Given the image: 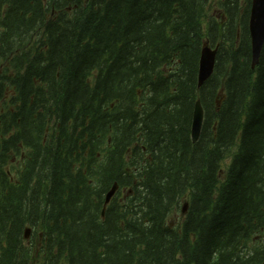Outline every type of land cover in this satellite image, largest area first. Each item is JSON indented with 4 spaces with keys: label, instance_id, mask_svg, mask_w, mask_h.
<instances>
[{
    "label": "trees",
    "instance_id": "1",
    "mask_svg": "<svg viewBox=\"0 0 264 264\" xmlns=\"http://www.w3.org/2000/svg\"><path fill=\"white\" fill-rule=\"evenodd\" d=\"M250 5L0 0V264H30L26 228L39 264H264ZM205 44L217 55L198 89Z\"/></svg>",
    "mask_w": 264,
    "mask_h": 264
},
{
    "label": "water",
    "instance_id": "2",
    "mask_svg": "<svg viewBox=\"0 0 264 264\" xmlns=\"http://www.w3.org/2000/svg\"><path fill=\"white\" fill-rule=\"evenodd\" d=\"M248 32L251 45V68L258 65L261 51L264 46V0H252L249 14ZM217 55V48H210L206 44L203 46L198 64V89L211 77ZM203 123V110L200 102L197 101L194 107L192 122H191V141L196 143L200 136V131ZM117 190V185L114 184L107 192L104 201V208L110 202ZM187 204H184L182 213L186 211ZM28 230H25L24 238L27 237Z\"/></svg>",
    "mask_w": 264,
    "mask_h": 264
},
{
    "label": "rangeland",
    "instance_id": "3",
    "mask_svg": "<svg viewBox=\"0 0 264 264\" xmlns=\"http://www.w3.org/2000/svg\"><path fill=\"white\" fill-rule=\"evenodd\" d=\"M185 204V201L181 200L179 207L170 215L168 218V223L171 227H177L181 222L184 214H182V207ZM26 246L32 249L34 255H32L30 264H39L42 260V257H39V241L32 235V232L29 231L25 239Z\"/></svg>",
    "mask_w": 264,
    "mask_h": 264
},
{
    "label": "bare ground",
    "instance_id": "4",
    "mask_svg": "<svg viewBox=\"0 0 264 264\" xmlns=\"http://www.w3.org/2000/svg\"><path fill=\"white\" fill-rule=\"evenodd\" d=\"M252 1V0H251ZM250 8H251V5H250ZM249 23V22H248ZM250 55H251V45H250ZM255 68V67H254ZM254 68H251V69H254ZM197 102V101H196Z\"/></svg>",
    "mask_w": 264,
    "mask_h": 264
}]
</instances>
